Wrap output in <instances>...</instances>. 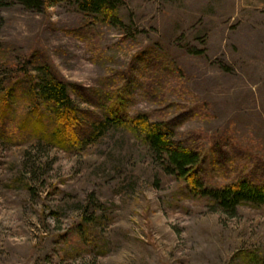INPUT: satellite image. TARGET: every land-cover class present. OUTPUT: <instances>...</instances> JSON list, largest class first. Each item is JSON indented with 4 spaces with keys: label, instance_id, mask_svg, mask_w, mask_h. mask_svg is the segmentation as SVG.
<instances>
[{
    "label": "rangeland",
    "instance_id": "obj_1",
    "mask_svg": "<svg viewBox=\"0 0 264 264\" xmlns=\"http://www.w3.org/2000/svg\"><path fill=\"white\" fill-rule=\"evenodd\" d=\"M120 1L117 27L76 0L1 9L0 78L41 60L81 109L107 103L89 90L115 91L129 117L171 121L203 188L263 182L264 0ZM18 109L1 135L30 133ZM166 166L122 128L72 153L0 139V264H264V207L231 218Z\"/></svg>",
    "mask_w": 264,
    "mask_h": 264
},
{
    "label": "trees",
    "instance_id": "obj_2",
    "mask_svg": "<svg viewBox=\"0 0 264 264\" xmlns=\"http://www.w3.org/2000/svg\"><path fill=\"white\" fill-rule=\"evenodd\" d=\"M12 2L36 12L45 4V0H0V10L10 6ZM120 2L76 0V5L78 11L84 15L95 16L100 23L117 27L122 26L116 15ZM80 32L85 33L83 29ZM152 60L161 62L163 59L154 56ZM139 61L143 62V58ZM16 73V79L0 78V125L4 124L2 119L4 114L14 112L19 107L17 119L20 121V129L22 126H30L28 128L30 133L22 131L27 134V137L22 139V136L16 137L18 136L16 131L15 136L13 133L0 134V139L5 143L37 141L64 153H72L82 151L87 145L97 142L109 129L122 128L142 135L151 155L167 165L165 168L167 174L188 183V187L192 188L195 194L199 192L200 198H205L222 213L232 218L237 208L243 204L264 207V181L258 183L243 179L222 188H203L196 171L201 163L199 154L195 150L181 149L178 146L174 140L171 121H152L145 114L129 117V113L127 114L129 97H116L115 91L112 92L114 96H111L108 95L110 94L108 91L103 93L104 90H89L96 96L102 95L107 102L105 105L100 102L99 104L90 97L84 101L98 109L99 114H96L81 109L79 105V102L83 101L81 95L77 96L79 102L74 100L70 88L57 78L47 63L34 60L31 70L23 68ZM163 76L151 78L150 88L161 86L166 80V75ZM148 91L152 92L153 89ZM74 94L76 96L75 92ZM20 103L22 105H19ZM97 103L100 106H97Z\"/></svg>",
    "mask_w": 264,
    "mask_h": 264
}]
</instances>
